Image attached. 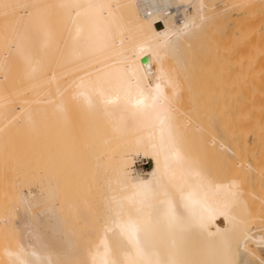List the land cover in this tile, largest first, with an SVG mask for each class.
<instances>
[{
	"label": "bare ground",
	"instance_id": "1",
	"mask_svg": "<svg viewBox=\"0 0 264 264\" xmlns=\"http://www.w3.org/2000/svg\"><path fill=\"white\" fill-rule=\"evenodd\" d=\"M263 5L0 0V264H264Z\"/></svg>",
	"mask_w": 264,
	"mask_h": 264
},
{
	"label": "rangeland",
	"instance_id": "2",
	"mask_svg": "<svg viewBox=\"0 0 264 264\" xmlns=\"http://www.w3.org/2000/svg\"><path fill=\"white\" fill-rule=\"evenodd\" d=\"M224 6L225 5H223L222 3H220V4L218 3L217 4V8H222ZM262 9L264 10L263 7H262ZM151 168H152V160H150L147 157H142V155H140V154L136 155L135 156V163H134V165L132 167L133 177L144 176L146 174V172H148ZM24 192L27 193V190H25ZM9 207L14 213V216H13L14 218H12V226H13V228L15 230L14 231V237L19 242H21L23 244H27L29 241H31V237H30L29 233L27 232V224L29 223V220H30L28 218L29 216H27L21 210V208L18 207L17 205L10 204ZM258 224L256 223L255 224L256 226L254 225V227L256 228L255 230H257L258 228L260 230L261 229L263 230L262 227H259L260 225L262 226L263 224L262 223H260L259 225Z\"/></svg>",
	"mask_w": 264,
	"mask_h": 264
}]
</instances>
